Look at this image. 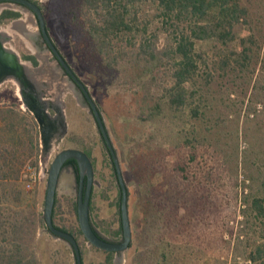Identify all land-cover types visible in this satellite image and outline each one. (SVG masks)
I'll use <instances>...</instances> for the list:
<instances>
[{
	"label": "trees",
	"instance_id": "trees-1",
	"mask_svg": "<svg viewBox=\"0 0 264 264\" xmlns=\"http://www.w3.org/2000/svg\"><path fill=\"white\" fill-rule=\"evenodd\" d=\"M72 4L77 6L75 20L83 29L80 42L85 55L95 53L110 68L130 64L132 71H128L136 78L131 82L122 78L120 84L143 92V113L138 119L147 118L145 111L150 106L146 95L154 88L160 97L152 98L148 119L156 116L169 123L165 138L172 146L163 152L166 157L174 156L172 162L158 166L157 160H148L152 158L149 155L138 162L135 157L127 161L129 172L142 178L141 196L133 208L138 218L130 220L132 234L145 241L155 235L157 247L164 249L162 260L179 264L176 252L185 239L205 241L210 232L223 239L239 211L246 221L250 217L263 219L264 196L254 191L253 185L248 193L240 191L238 181L239 165L252 184L259 169L230 151L239 138L243 113L242 127L249 143L256 145L264 137V10L259 12L242 0H75ZM20 16L6 11L0 21ZM162 35L167 43L160 48ZM92 63V70L99 74L100 64ZM163 68L166 79L160 83L157 70ZM257 104H262L259 112ZM232 115L235 118L231 120ZM0 122V264H44L37 255V230L39 226L47 230L43 214H38L35 206L23 208L15 191L28 160L39 164L36 123L32 121V125L27 116L10 107H0ZM84 151L94 165L92 153ZM111 163L115 171L112 158ZM68 166L78 183L77 162L71 159L64 168ZM165 172L179 181L171 190L176 199L168 203L163 182H153ZM126 186L129 199L132 191ZM9 195L16 199L10 200ZM93 197L94 192L91 212ZM114 204L120 215V187ZM61 207L56 193L54 225L77 239L84 264L82 244L87 240L79 224L58 220ZM70 207L77 216V202ZM118 221L119 226L109 231L113 239L123 237L121 216ZM95 249L107 256L102 264L113 263L115 253ZM246 264H264V241L250 249Z\"/></svg>",
	"mask_w": 264,
	"mask_h": 264
},
{
	"label": "rangeland",
	"instance_id": "rangeland-1",
	"mask_svg": "<svg viewBox=\"0 0 264 264\" xmlns=\"http://www.w3.org/2000/svg\"><path fill=\"white\" fill-rule=\"evenodd\" d=\"M36 1L44 10L47 27L53 41L81 81L88 87L93 99L101 108L108 133L120 161L124 180L132 191V196L128 199L130 220L133 217L136 219L138 214L133 215V208L137 203V199L141 196L139 183H141L142 178L140 175L133 176L129 172L127 161L129 158L135 157L137 158L136 162H138L140 159H144V156L149 155L152 156L148 159L151 163H155L157 160L158 163L156 164L161 166L159 164L163 163L164 165L167 162H172L174 157L169 155L166 157L163 152L169 150L172 146L171 141L165 138L169 124L168 120L166 118L158 119L156 116L148 119L151 118L152 113L150 112L152 98L154 96L160 97V95L152 88L153 90L150 91L149 96L146 95L147 107L150 106V110L145 111L147 117L145 119L147 120L138 119L143 103V92L139 89L136 91L137 88L131 89L133 87L130 88L120 84L122 78L131 82L136 78L135 73L128 71L131 70L129 69L130 64H120L119 68H110L102 60V57L100 59V56H95V53L85 55V52L81 50L80 42L83 29L80 22L75 20L74 15L77 6L72 4V1L75 0ZM242 2L245 5L254 6L259 12L264 10V0H242ZM37 29H39L38 25ZM37 42L43 46L40 37ZM166 43V36L162 35L159 47H165ZM15 44L19 48L23 46V43L18 40ZM199 45L202 44L199 43ZM26 50L28 49L26 48ZM131 59L134 60V58ZM52 60L54 59L49 54L45 60V65L37 69V83H43L42 81L49 83V96L52 95L53 101L59 102L60 108L63 109L62 115L59 116L64 121L65 127L62 132L55 134L49 144L44 139L42 127L35 122L33 115L17 95L21 93L19 83L13 79L0 83V107H10L20 112L21 115L27 116L32 125L33 122L36 123L35 131L38 133L39 149L38 153L36 150V155L38 154L39 164L32 165L28 160L26 166L22 167L21 178L16 184L15 191L20 194L19 201L23 204V208H25L24 206L31 205V208L35 206L37 213L43 214L48 172L55 156L60 151L69 148L90 151L95 162L92 223L105 239L113 242L121 241L122 237L113 239L109 234V231L115 230L120 224L118 221L120 219L118 208L114 204L119 194V186L111 157L94 116L89 107L81 101L79 93L74 87L70 86L66 78L62 77L60 69L57 68L58 75L56 77L52 76L56 73L54 71L56 63ZM92 62L100 64L97 69L100 71L99 74L92 70ZM82 67L89 70H83ZM157 72L160 78L159 82L162 83L166 79L167 70L163 68V70H157ZM124 75H129L131 78H126ZM61 89L63 91L65 89V94H59ZM44 107H46L45 104ZM261 110L262 104H257L256 111ZM234 118L235 115H232L231 120ZM249 118H254V114ZM245 119L243 113L240 119L242 125ZM242 125L239 138L235 143L233 141L230 152L237 154L240 161L246 159L250 166H256L259 169V175L258 179H255L252 184L244 176L243 165H239V189L240 191L246 189V193H248L253 185V190L264 196V146H262L264 137L262 135L259 142L252 146L245 137ZM1 127L2 123L0 122ZM159 150H161L160 154H158ZM29 165L37 167L39 173V180L31 189L27 188V178L24 174V170ZM175 176L165 172L154 177V184L159 181L163 182L165 193L167 192L165 198L167 203L176 199V192L171 191L174 190L172 187L175 188L177 182H179ZM179 188L183 189L186 186L179 184ZM9 196L10 200L16 199L13 195ZM57 196L62 204L61 209L58 211V220L68 225L79 224L77 216L70 207L72 202H77L78 196V183L72 167L68 166L63 169L57 187ZM242 206L240 202L238 207L241 209ZM154 226L152 225L153 228H151L153 232ZM230 226L231 230L223 235V239L218 238L215 233L211 232L209 237L205 236V241L185 239L183 246H180L181 249L176 252L177 257L181 258L179 264H246L250 249L257 242L264 241V218L255 220L250 217L246 221L242 216V212L239 211L237 218L230 223ZM154 236L151 241H147L148 238L145 241L141 237L137 239L133 235L132 247H129L123 253L115 254L112 264H170L169 261L162 260L161 252L164 249L157 247L158 241ZM37 240L39 241L37 255L44 261V264H76L71 247L65 241L54 238L45 228L39 226ZM82 251L84 264H102L107 258L105 253L96 250L88 242L82 244ZM176 255L173 259L174 262L177 260Z\"/></svg>",
	"mask_w": 264,
	"mask_h": 264
},
{
	"label": "water",
	"instance_id": "water-1",
	"mask_svg": "<svg viewBox=\"0 0 264 264\" xmlns=\"http://www.w3.org/2000/svg\"><path fill=\"white\" fill-rule=\"evenodd\" d=\"M0 3H13L17 4L29 11H31L37 18V23L40 32L46 42L49 50L53 53L61 68L66 72L68 77L73 81L74 85L79 88V95L81 101L89 107L94 119L97 123L98 129L105 143L108 152L114 163L116 176L118 179L119 187L121 190V204H120V216L121 225L123 230L122 241L113 242L105 239L95 229L91 219V198L93 194L94 182H95V169L91 158L88 154L77 148H69L60 151L53 159L47 177L46 196L44 201L43 218L49 233L56 239L65 241L73 250L76 264H83L80 247L77 239L68 232H65L54 225L53 211L56 200L57 187L61 173L66 163L74 159L77 162L79 170L78 179V196H77V218L79 227L87 240V242L93 247L110 252V253H123L129 249L132 242V227L129 216L128 206V189L123 177L119 158L116 150L113 146L111 137L108 133L103 115L93 99L88 87L81 81L75 71L67 63L54 41L50 37L48 31L47 22L43 8L36 2L31 0H0ZM11 55V54H10ZM14 61L15 56H11ZM15 66V63H14Z\"/></svg>",
	"mask_w": 264,
	"mask_h": 264
},
{
	"label": "flooded vegetation",
	"instance_id": "flooded-vegetation-1",
	"mask_svg": "<svg viewBox=\"0 0 264 264\" xmlns=\"http://www.w3.org/2000/svg\"><path fill=\"white\" fill-rule=\"evenodd\" d=\"M38 36L42 39L43 46L40 43H34V51L38 50L39 52H48L54 59L52 61L56 63L54 69L56 73L52 76L56 77L58 75L57 68L60 69L62 77L66 78L70 86L74 87L79 93V88L74 85L73 81L61 68L53 53L49 50L40 29ZM5 41V37L0 33V83L11 79L19 83L21 93L17 95L19 96L20 101H22L28 111L33 115L35 122L42 127L44 139L46 143L49 144L55 134L64 130V121L59 116L60 114L62 115L63 109L60 108L59 102L53 101L52 95L49 96V83L46 81H42L43 83H37V68L39 67V64H37V57L34 53L32 51L26 53L22 50H17L16 48L14 50L11 48L12 46H9L10 44H6ZM11 56H15L14 61H12ZM28 56H32L34 58H27ZM64 91L61 89L59 94H65ZM44 104L46 107H44ZM117 242H120V240Z\"/></svg>",
	"mask_w": 264,
	"mask_h": 264
},
{
	"label": "crops",
	"instance_id": "crops-1",
	"mask_svg": "<svg viewBox=\"0 0 264 264\" xmlns=\"http://www.w3.org/2000/svg\"><path fill=\"white\" fill-rule=\"evenodd\" d=\"M6 11L17 12L21 16L15 19H4L0 21V33L5 37V43L10 44L9 46H12L11 48H13L14 50L16 48L17 50H22L26 53L32 51L37 57V63L39 64V67L37 69H40L42 66L45 65V60L48 58L49 53L46 51H34L33 44L36 43L39 39V29H37V18L31 11L17 4L0 3V17ZM17 40L23 43V46L21 48H19V46L15 44ZM26 48L28 50H26ZM39 80L42 81L41 79Z\"/></svg>",
	"mask_w": 264,
	"mask_h": 264
},
{
	"label": "built area",
	"instance_id": "built-area-1",
	"mask_svg": "<svg viewBox=\"0 0 264 264\" xmlns=\"http://www.w3.org/2000/svg\"><path fill=\"white\" fill-rule=\"evenodd\" d=\"M25 177L27 178V188L31 189L33 185H35L39 180V173L37 167L35 166H27L24 170Z\"/></svg>",
	"mask_w": 264,
	"mask_h": 264
}]
</instances>
